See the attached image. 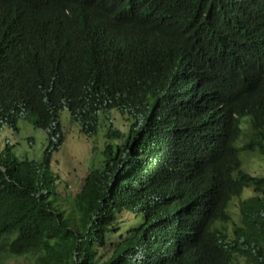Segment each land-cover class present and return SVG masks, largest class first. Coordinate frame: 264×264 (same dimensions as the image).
<instances>
[{
    "label": "trees",
    "instance_id": "1",
    "mask_svg": "<svg viewBox=\"0 0 264 264\" xmlns=\"http://www.w3.org/2000/svg\"><path fill=\"white\" fill-rule=\"evenodd\" d=\"M64 110L87 136L131 122L68 199ZM21 119L49 145L0 153V264H264V176L241 158L264 156V0H0V131Z\"/></svg>",
    "mask_w": 264,
    "mask_h": 264
},
{
    "label": "rangeland",
    "instance_id": "2",
    "mask_svg": "<svg viewBox=\"0 0 264 264\" xmlns=\"http://www.w3.org/2000/svg\"><path fill=\"white\" fill-rule=\"evenodd\" d=\"M103 113L100 114L101 124L98 133L87 136L80 131V125L73 120L68 110L61 112V124L65 141L60 149L54 152L51 165L52 169L59 175V194L65 199L71 198L80 189L88 171L103 166V150L108 142L106 133L109 126L113 124L115 128L124 132H128L130 128L131 122L127 115L121 114L117 110L109 112V116H107V112H105L106 114ZM18 126V130L9 125H5L1 129L0 153L7 150L9 155L20 159H41L49 145L47 132L36 127L31 119H21ZM241 158L244 170L253 175L264 176V156L255 152H251L249 155L242 152ZM250 195H253L252 188H245L242 197ZM238 205L239 200L235 198L230 206L233 222L228 227L231 232L235 224L240 222ZM99 251L101 254H106V258L109 257L110 251L108 249L100 247ZM18 259L20 258L14 260Z\"/></svg>",
    "mask_w": 264,
    "mask_h": 264
}]
</instances>
